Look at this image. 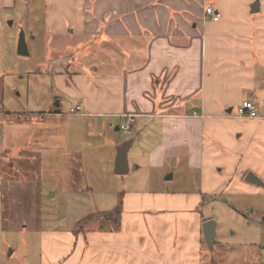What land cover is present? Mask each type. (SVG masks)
<instances>
[{"label":"crops","instance_id":"crops-1","mask_svg":"<svg viewBox=\"0 0 264 264\" xmlns=\"http://www.w3.org/2000/svg\"><path fill=\"white\" fill-rule=\"evenodd\" d=\"M254 1L43 0L46 36L65 43L80 38L103 50L100 66L89 64L96 52L84 54V44L78 52L61 50L47 58L58 101L34 142L49 146L44 151L61 147L70 181L74 155L81 153L70 150L71 135L108 138L113 149L129 140L130 151L136 140L110 130L122 131V115H134L125 134L148 131L142 138L148 166L170 173L167 179L180 171L195 187L120 192L118 231L44 232L51 260L43 264H203L204 203L227 190L264 195V186L246 181L253 172L264 182V0L255 11ZM0 5L14 7L15 0ZM208 6L220 12L218 21L205 15ZM246 99L256 104L259 117L237 116ZM76 106L84 113H72ZM21 118L13 125L33 124ZM55 123H61L62 143L55 142ZM97 143L90 145L106 146ZM25 147L36 154L35 145ZM117 148L109 155L114 168Z\"/></svg>","mask_w":264,"mask_h":264},{"label":"rangeland","instance_id":"rangeland-1","mask_svg":"<svg viewBox=\"0 0 264 264\" xmlns=\"http://www.w3.org/2000/svg\"><path fill=\"white\" fill-rule=\"evenodd\" d=\"M42 5L43 0H15L14 7L0 5V264L50 261L43 247L44 232L68 233L84 218L113 210L120 192L195 188L186 184L180 171L174 179H167L170 173L148 166L142 139L148 131L137 137V129L130 136L125 130H110L112 135L136 140L128 153L129 171L123 174L115 172L109 159L117 147L113 149L108 138L92 139L88 132L72 134L70 150L81 153L74 155L76 167L70 181L61 147L54 145L44 151L49 146L34 142L44 129L41 120L58 101L52 77L46 73L47 60L61 50L78 52L79 44H84V54L97 47L80 38L65 43L46 36L40 26ZM22 31L30 51L27 56L17 51ZM31 32L37 35L36 40ZM102 50V46L94 50L89 64L101 65ZM19 117L33 124L27 128L13 125ZM55 126V142L62 143L61 123ZM96 140L105 141L106 146L92 147L91 142ZM28 142L38 147L36 154L25 152ZM202 209L206 221L216 222V243L212 247L206 244L203 264L264 263V195L227 190L205 202Z\"/></svg>","mask_w":264,"mask_h":264},{"label":"water","instance_id":"water-1","mask_svg":"<svg viewBox=\"0 0 264 264\" xmlns=\"http://www.w3.org/2000/svg\"><path fill=\"white\" fill-rule=\"evenodd\" d=\"M260 0H255L252 4L253 11L258 10ZM17 51L20 55L27 56L30 54L28 44L26 41V35L22 31L18 41ZM232 109H229L231 112ZM131 147V141H125L117 148V157L115 163V172L119 174L127 173L129 171L128 164V152ZM246 181L258 185L264 186V182L255 173L249 172L246 176ZM204 235L207 244L212 247L216 243V222L214 220H207L203 224Z\"/></svg>","mask_w":264,"mask_h":264},{"label":"trees","instance_id":"trees-1","mask_svg":"<svg viewBox=\"0 0 264 264\" xmlns=\"http://www.w3.org/2000/svg\"><path fill=\"white\" fill-rule=\"evenodd\" d=\"M207 196H203L205 201ZM123 214V200L120 197L117 206L108 212H102L88 216L77 223L72 232L77 236L79 234L86 235L90 229L98 231H118L121 228V218ZM95 225V227H93Z\"/></svg>","mask_w":264,"mask_h":264},{"label":"built area","instance_id":"built-area-1","mask_svg":"<svg viewBox=\"0 0 264 264\" xmlns=\"http://www.w3.org/2000/svg\"><path fill=\"white\" fill-rule=\"evenodd\" d=\"M205 15L211 17L213 21H218L220 19V12L213 6L206 7ZM71 112L78 114L84 113L81 106H76L75 108L71 109ZM194 115L199 116V113L194 112ZM122 116L124 118V121L119 125V128L125 131H130L131 124L134 122L135 116L130 114H125ZM237 116L239 118L247 119L257 118L259 117L258 107L251 99H246L238 107ZM112 127H115V125H112Z\"/></svg>","mask_w":264,"mask_h":264}]
</instances>
